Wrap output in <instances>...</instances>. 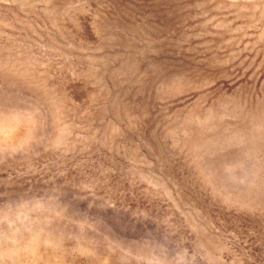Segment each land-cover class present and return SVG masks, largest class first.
Returning <instances> with one entry per match:
<instances>
[{"label": "rangeland", "instance_id": "374dc122", "mask_svg": "<svg viewBox=\"0 0 264 264\" xmlns=\"http://www.w3.org/2000/svg\"><path fill=\"white\" fill-rule=\"evenodd\" d=\"M0 264H264V0H0Z\"/></svg>", "mask_w": 264, "mask_h": 264}]
</instances>
